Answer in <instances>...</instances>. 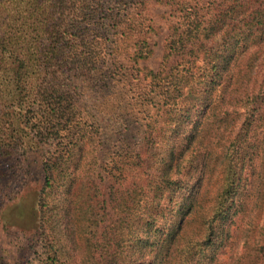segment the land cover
<instances>
[{"label": "trees", "instance_id": "16d2710c", "mask_svg": "<svg viewBox=\"0 0 264 264\" xmlns=\"http://www.w3.org/2000/svg\"><path fill=\"white\" fill-rule=\"evenodd\" d=\"M157 4L174 25L153 71L143 63ZM262 66L264 0H0V172L21 148L56 143L41 164L39 264H59L63 230L81 264H203L240 240L236 264H264ZM108 83L121 87L118 107ZM134 126L136 158L103 171L123 185L107 211L100 130ZM213 160L221 179L207 200ZM69 178L82 237L70 202L61 217L52 199Z\"/></svg>", "mask_w": 264, "mask_h": 264}, {"label": "rangeland", "instance_id": "374dc122", "mask_svg": "<svg viewBox=\"0 0 264 264\" xmlns=\"http://www.w3.org/2000/svg\"><path fill=\"white\" fill-rule=\"evenodd\" d=\"M150 14L153 17V30L149 34V44L152 49V54L143 65L148 69L156 71L161 67L167 36L170 27L174 25V20L169 15V8L159 7L158 4L150 7ZM256 70L261 78L264 74V66L258 67ZM108 85H110L109 88L104 89L107 90V94L111 97L109 104L116 106L119 103H123L121 99H118L121 88L120 85H114L113 83H108ZM132 106L134 109L137 108L135 105ZM136 127L137 126H134L133 130L127 135L117 137L105 136L103 131L100 130L101 151L99 158L101 161L100 169L102 171L100 173L102 174H99L96 179L98 181L101 199L109 197L107 211H112L113 200L117 197L115 191L116 189L120 191L123 185L117 180H112V182L106 180V174L103 171L108 169L112 162L116 163L117 166H122L127 159L134 160L136 158L135 153L138 150L136 148L138 138L142 135L140 130ZM169 142H171V140ZM55 145V142H49L48 145H46L43 141H39L32 147L27 146L26 148H21L14 153L13 164L7 168L6 173L0 172V264H39L40 262L39 258H41V251H38L41 231L40 196L44 184L41 164L44 152L49 150L53 151ZM169 147L170 143L161 144V161L167 160L166 152ZM178 150L179 147L177 148V151ZM217 150L219 151L220 149L215 147L214 151L216 152ZM210 163L211 167L216 171L205 185L207 200L212 199L220 185L221 179V167L219 166V162L213 160ZM132 176L128 179L129 183L134 180ZM69 179L70 180L66 179L58 184L52 199L58 203V207L55 208V211H57L58 216L60 214L61 217L66 210L67 202H70L71 211H73L72 228L76 235H78L80 219L76 205V188L79 189L81 184L79 185L77 182L74 183L71 180L72 178ZM100 181H102L101 184ZM112 183L115 184L111 185ZM150 190H152V188ZM149 195L151 196V200L154 199L151 193H149ZM177 200L179 203L176 209H179L180 205H183L181 203L182 199L178 198ZM207 207V205H204L201 211H204ZM263 210L262 213L264 212ZM231 211H234V209ZM170 220L171 219H168V223H170ZM62 222L64 223V220ZM261 222L262 220L260 223ZM61 232L63 251L61 252L62 257L58 259V263L81 264L80 252L69 242L70 236L67 232L64 230ZM78 237L82 236L78 235ZM78 242H81L80 238ZM242 244L243 241L240 240L235 244L223 246L222 248L207 249L205 251L206 257L203 264L209 262V259L212 258L213 255L214 259L212 258L209 264H236ZM133 259L134 256L127 260L132 261Z\"/></svg>", "mask_w": 264, "mask_h": 264}]
</instances>
